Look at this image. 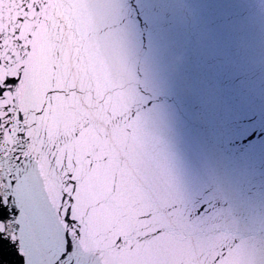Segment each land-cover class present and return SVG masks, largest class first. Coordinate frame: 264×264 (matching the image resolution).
I'll return each mask as SVG.
<instances>
[{
  "label": "snow or ice",
  "instance_id": "1",
  "mask_svg": "<svg viewBox=\"0 0 264 264\" xmlns=\"http://www.w3.org/2000/svg\"><path fill=\"white\" fill-rule=\"evenodd\" d=\"M126 29L112 0H0V235L25 264H264V192L232 179L264 113L228 131L137 98Z\"/></svg>",
  "mask_w": 264,
  "mask_h": 264
},
{
  "label": "water",
  "instance_id": "2",
  "mask_svg": "<svg viewBox=\"0 0 264 264\" xmlns=\"http://www.w3.org/2000/svg\"><path fill=\"white\" fill-rule=\"evenodd\" d=\"M126 29L122 71L139 98L174 90L189 120L213 116L222 130L264 113V0H112ZM144 16L143 28L135 23ZM143 36V45L141 37ZM176 150L186 156L184 145ZM264 162L238 157L235 186L253 203ZM95 258V257H93ZM0 264H25L19 241L0 235Z\"/></svg>",
  "mask_w": 264,
  "mask_h": 264
}]
</instances>
